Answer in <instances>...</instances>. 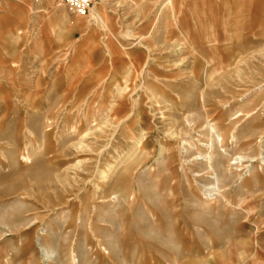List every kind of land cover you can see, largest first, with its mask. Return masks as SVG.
Masks as SVG:
<instances>
[{
	"label": "rangeland",
	"instance_id": "1",
	"mask_svg": "<svg viewBox=\"0 0 264 264\" xmlns=\"http://www.w3.org/2000/svg\"><path fill=\"white\" fill-rule=\"evenodd\" d=\"M166 3L93 0L82 18L63 0H0V264H202L264 229V0ZM15 8L19 40L1 23ZM209 121L225 141L214 174Z\"/></svg>",
	"mask_w": 264,
	"mask_h": 264
},
{
	"label": "crops",
	"instance_id": "2",
	"mask_svg": "<svg viewBox=\"0 0 264 264\" xmlns=\"http://www.w3.org/2000/svg\"><path fill=\"white\" fill-rule=\"evenodd\" d=\"M168 3H170V0H168L166 4H168ZM6 17L9 20H12L13 23L18 25L17 31H16V33L18 34V36H17L18 40L23 38L24 36H26L25 34H28V27L26 25V22L28 19L26 18V13H25L24 9L15 8V11H14V13H12L11 17L4 16L1 19L2 25H3V22L5 21ZM93 17L94 18L97 17L98 19H100L96 13H93V15H92V19L95 21V19ZM20 34L22 36H20ZM30 44H32L33 49L37 52L36 54L38 56H40V55L46 56L48 54V49H49L48 45L45 44V42L42 38L40 40L31 38ZM80 46H82V45L81 44L78 45V47H80ZM2 49H4V48H2ZM54 50H56V49H54ZM145 51L147 52L146 48H145ZM83 53L85 54L84 49H83ZM13 54H15V53H13ZM147 54H149V53H147ZM141 57H143V56L138 55V57H137V56L133 55V57H130L132 59H129V60H136V59L139 60V59H141ZM11 60L14 61V58H12ZM129 60H127V64L129 65V67H130L129 69H131V70L129 71L130 73H128L127 75L132 74L131 72L133 70L134 71L138 70L134 66L135 62H133V61L131 62ZM0 62H2L1 64L3 66V63H4L3 58L0 59ZM126 87H127V82L124 86V90L118 92V96L122 95L123 91L126 90ZM255 232L250 231V233H248V235L245 236V239L243 240V243H242L244 245H242L241 247L237 246L236 252L234 253L235 255L228 253L229 251H222V249H221V250L217 251L216 253L215 252L210 253V256L207 258L203 257L201 259L202 264H264V241L260 242L261 244H258V246L254 245V243H255L254 239L256 237L261 238V240L264 239V229L256 232L258 235H256ZM258 258H260V259L263 258V259H262V261H259Z\"/></svg>",
	"mask_w": 264,
	"mask_h": 264
},
{
	"label": "bare ground",
	"instance_id": "3",
	"mask_svg": "<svg viewBox=\"0 0 264 264\" xmlns=\"http://www.w3.org/2000/svg\"><path fill=\"white\" fill-rule=\"evenodd\" d=\"M168 1V0H167ZM169 4V3H168ZM94 18V17H93ZM97 22L98 21H100V19H98V18H94ZM96 22V23H97ZM101 22V21H100ZM99 22V23H100ZM98 23V24H99ZM126 38L127 39H129V40H131V39H133L134 38V36H130V33H127L126 35ZM126 39V40H127ZM136 39V38H135ZM135 39H133V40H135ZM132 40V41H133ZM139 45H140V41H139ZM146 50H147V53H151V51L149 50V48H148V46L146 47ZM180 50L181 49H177L176 51H179L180 52ZM149 64V63H148ZM145 71V70H144ZM143 70H142V72H144ZM141 73V72H140ZM126 90H127V87H126ZM254 114V113H253ZM253 114H250V115H246L247 117H250L251 115H253ZM243 115L242 114H238L236 117H234L232 120H236V119H238L239 117H242ZM197 118V117H196ZM199 119V118H198ZM211 122L209 121V122H206L205 124H206V126H205V130L207 131V133H208V140H209V144L208 145H205L204 146V148H206V155H204V158H202L201 160H204V161H206V167H207V169L211 172V173H213L214 174V165H213V154H212V152H213V150H214V145L215 144H217V145H220V146H222V144L225 142L224 141V139L222 138V136L217 132L218 131V129L216 130L215 129V127H216V125L214 124V123H211ZM186 124H187V126L186 127H188V130L190 131V132H193L195 129H194V126H195V124L193 123V117L190 119V121H186ZM197 127V126H196ZM143 134V133H142ZM85 137H87V135L85 134V135H82V137L80 138V140H82L83 138H85ZM169 137L171 138V139H174V138H178V135L177 134H174V133H170L169 134ZM142 140H143V136L141 135V138L139 139V141H138V145L139 144H141V142H142ZM194 147V146H193ZM73 148H74V150L77 152V153H86L87 152V149H86V147L81 143V142H79V143H77L76 145H74L73 146ZM137 148H138V146H135L132 150H131V152L127 155V158L125 159V160H123V162H121V165H124L126 162H128V161H130L131 159H132V157L135 155V153H136V151H137ZM161 148H163V147H161ZM161 150V149H160ZM165 151V150H164ZM161 152V151H160ZM25 158V157H24ZM26 159V158H25ZM28 160V159H27ZM200 160V159H199ZM241 158H239L238 159V161H240L241 162ZM243 161V160H242ZM239 162V163H240ZM81 163L79 162V163H77L76 165H74V166H72V167H70V168H67L66 169V173H68V172H70V171H72V170H81ZM120 165V166H121ZM262 165H264V158L262 159ZM118 165L117 166H110L109 168H108V170H107V172L106 171H100V172H98L97 173V177H99L100 178V180H98L99 181V183H102V184H107V183H109L112 179V175L117 171V169H118ZM116 174V173H115ZM217 179L218 178H216V176H215V181L216 182H218L217 181ZM94 187H96L95 188V192L97 193V191L98 190H100L99 189V187L97 186V184H95L94 185ZM212 190V189H211ZM114 199H116V198H114ZM48 255H46V257H47ZM52 258V257H51ZM50 259V258H49ZM49 259H48V261H49ZM72 264H76L77 262H76V260H75V256H72Z\"/></svg>",
	"mask_w": 264,
	"mask_h": 264
},
{
	"label": "built area",
	"instance_id": "4",
	"mask_svg": "<svg viewBox=\"0 0 264 264\" xmlns=\"http://www.w3.org/2000/svg\"><path fill=\"white\" fill-rule=\"evenodd\" d=\"M69 9L79 17H87L93 0H63Z\"/></svg>",
	"mask_w": 264,
	"mask_h": 264
}]
</instances>
